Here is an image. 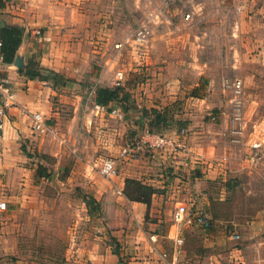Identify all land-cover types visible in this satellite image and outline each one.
I'll use <instances>...</instances> for the list:
<instances>
[{"label": "crops", "instance_id": "0c3cea01", "mask_svg": "<svg viewBox=\"0 0 264 264\" xmlns=\"http://www.w3.org/2000/svg\"><path fill=\"white\" fill-rule=\"evenodd\" d=\"M2 1L5 5L0 9V27L12 25L25 30L16 58L23 61V67L29 60H36L43 69L62 75L66 86L60 94L59 107L54 108L49 101L53 89L48 85L52 81L29 79L20 73L23 67L15 64L1 68L0 76L11 84L17 103L0 115V200L13 201L15 216L9 219L5 216L7 209L0 210V264H37L33 259L9 263L6 257L22 255V213L32 207L30 183L37 175L36 170L25 165L30 156L23 152L22 140L37 137L32 130V114L41 111L46 112V119L52 118L48 123L56 121L52 132L55 136L61 128L57 136L63 142L60 158L74 161L69 180H75L77 190L82 191L85 218L78 219L70 232L66 264H264V236L257 242L259 247L235 246L234 235L224 234V215L212 212L214 205L224 202L217 193L219 188L224 191V168L233 158L222 151V129L226 126L234 136L229 128L233 108L211 96L218 76L211 71L209 58L196 53L198 46L209 48L214 44L202 36L215 32L212 25L201 28L198 21L190 23L184 17L189 12L184 13L178 0ZM231 1L236 3L237 24L220 26L225 38L219 48L224 47L223 64L240 65L257 58L249 49L258 43L251 37L252 40L245 39L243 33H264V0ZM231 1L227 0V4ZM227 6L225 10L229 12ZM191 9L197 18L200 7ZM157 10L163 12L162 19L153 26L150 51L143 57L147 64L151 63L149 83L127 84L123 88L127 99L97 107L96 89L114 87L116 64L117 69H128L130 63H117L120 55H129L128 45L134 46L135 29ZM225 10L221 6L222 14ZM135 18H139L136 23ZM36 29L43 31L44 42L34 37ZM118 43H123L122 48H115ZM85 80L95 83L89 94ZM253 101L252 106L243 108V133L249 135L250 141H264V116L254 122L251 135L245 131L250 114L260 110ZM122 107L127 110L122 111ZM114 110L119 114H113ZM213 112L219 115L216 123L209 118ZM156 115L161 120L155 127ZM144 121L151 123L154 130L173 136L187 129L185 148L174 155L170 151L155 155L143 152L138 159H121V149L129 139L142 134ZM88 131L95 134L96 140L88 139ZM263 150L264 146L257 151ZM107 156L118 159L120 174L115 179L99 173L101 160ZM130 181L154 189L149 204L126 195ZM86 199L96 201L100 208L97 215H89ZM179 201L193 210L210 212L214 227L184 230L185 244L177 254L171 234L174 206ZM244 218L264 228V208ZM5 241H11L12 246L5 247Z\"/></svg>", "mask_w": 264, "mask_h": 264}, {"label": "rangeland", "instance_id": "374dc122", "mask_svg": "<svg viewBox=\"0 0 264 264\" xmlns=\"http://www.w3.org/2000/svg\"><path fill=\"white\" fill-rule=\"evenodd\" d=\"M178 4L182 10H185L184 13L188 11L192 14L193 18L188 20L191 21L190 23L198 21V25L201 28L209 25H212V28H214L215 32H208L202 35L205 40H213L214 44L209 48H200L198 46L196 49V53L201 58H209L211 71L214 72V75L218 76V81H215L216 84H213L211 96L224 100L225 105L233 108L232 99L234 93L231 87L227 86V82L240 79L243 83V91L241 94L244 103L243 106H252L253 99L257 101L258 104L254 105H258L260 110L256 109L254 113L250 114L248 118L250 125L245 129L251 135L254 122L264 116V33L260 31L256 33H243L245 39L252 38L256 44L258 43V46L249 49L251 55L257 56L255 60L248 61L246 58L247 60H244L240 65H235V63L228 64L227 62L223 64L221 57L224 56V47L222 49L219 48V44L222 40L224 41L225 36L220 32V26L226 23L236 27L237 7L235 1L227 4V0H178ZM227 5L229 6V12L225 10ZM198 6L200 9L198 10L196 18V13L191 8H197ZM221 6L225 10L223 14L221 12ZM230 11H233L232 15L229 14ZM133 20L135 22L139 18ZM138 27L135 29V32ZM197 41L201 42V37ZM149 43L147 45H137L134 42V46L128 45L129 55H120V60L117 63L126 65L130 63L128 69L123 66L120 67L126 74L123 88L127 84L134 86L138 83L141 84V82L145 84L149 83L150 76L148 68L151 66V63L149 62L147 64L143 60V57L150 51ZM245 53H247V50H245ZM157 66L160 65L157 64ZM117 67L119 66L116 64V67L113 68L117 69ZM62 80H64V77L60 81L62 82ZM246 82L247 86H245ZM64 85L65 83H60L58 86H54L53 83L48 85L53 89L49 101L54 108L59 107L61 103L60 94L64 90ZM84 85L87 87V93L89 94L94 89L95 83L93 80H85ZM199 89H202V86ZM90 97L87 98V101H89ZM64 114H69V112L65 111ZM63 117L66 116L63 115ZM211 117L215 118V120L213 118L211 119L213 123L219 121V115L217 113L213 112L209 114V118ZM51 120L52 118L48 119V121ZM55 122L53 121L48 124L54 128ZM223 126H225V117ZM231 126L233 125H230L229 128ZM61 132L60 128L57 136H60ZM88 132V139L91 141L96 140L95 134L92 131ZM34 135L35 137L37 136L34 140H22V150L30 156L27 162H25V165L32 171L36 170V172L34 171L36 174L39 167L42 166L46 170L47 176L40 177L36 175L32 177L33 180L30 183L29 192V200L32 202V207L22 213V221L25 223L22 224L24 238L20 241L23 248L21 250L22 255L19 257L7 256L6 260L9 263L15 262L18 259L24 261L33 259L37 264H66L65 250L70 242V232L78 219L85 218L80 201L82 191L77 190L75 180H69L70 169L74 168V161L71 162L69 157V160H62L60 158L63 143L61 139L52 132L34 133ZM241 135L240 137L233 136L226 126L222 129L221 136H224L222 151L232 154L233 158L228 162L227 167L224 168V191L219 188V193H217L219 199L223 198L224 202L214 205L212 212L216 215H224V234L239 235L238 239L232 240L235 246L253 249L258 246L257 242L264 236V228L248 223L244 216L256 214L264 208V150L259 152L253 149L249 135H246V133ZM65 137L68 136L65 134ZM137 137L139 138V136ZM70 139H73V137H70ZM236 139L238 140L237 142ZM241 139H244V141L242 142ZM230 140L234 143L231 144ZM225 143H228L227 146L231 147L227 148ZM97 154L99 156L105 155L104 153L100 154L98 152ZM217 181L220 182V180ZM8 201L5 216L9 219H14V204L13 201L11 202L9 199ZM175 207L176 204L174 209ZM207 213L212 219V227L209 228L212 229L214 227L213 216L210 212L207 211ZM84 221L86 220L84 219ZM4 246L11 247L12 242L5 241Z\"/></svg>", "mask_w": 264, "mask_h": 264}, {"label": "built area", "instance_id": "2783aa9c", "mask_svg": "<svg viewBox=\"0 0 264 264\" xmlns=\"http://www.w3.org/2000/svg\"><path fill=\"white\" fill-rule=\"evenodd\" d=\"M163 12L157 10L155 12L149 13V17L143 20L138 29L135 32L134 40L137 45H147L153 34V26L160 24ZM186 20L192 19V14L187 13L185 15ZM34 37L38 42H44L45 36L41 29H36L33 32ZM2 43L0 42V47ZM123 43L115 44L116 49L122 48ZM3 66V55L0 53V71ZM114 86L122 87L124 85L126 74L125 71L121 69H114ZM227 86L231 87L233 96V115L231 117V130L237 137L243 134V100L241 97L243 91V83L240 79H236L233 82H227ZM0 97L2 103V109L0 110V115H4V109L6 107H13L16 105L17 101L15 98V92L13 91L11 84L7 79L0 76ZM113 114H119L118 111L114 110ZM213 118V117H212ZM215 120V118H213ZM144 131L138 137L131 138L125 146L120 151L121 159H138L139 156L144 153H149L155 155L164 151H170L172 155L177 154L185 148L184 139L187 135V129L182 128L180 130V136H173L163 131H151L148 127L146 121H144ZM0 129H3V125H0ZM32 129L34 133H47L54 132L53 127L48 124V119H46L43 112H37L32 114ZM238 141V140H236ZM253 149L261 150L264 146V141L256 138L251 143ZM197 161H200L197 159ZM99 173L107 179H115L119 177L120 170L118 166V159L114 157H104L99 165ZM8 207L6 200H0V210L4 211ZM202 227L204 229H209L212 227V219L210 215L204 210H193L186 202L179 201L176 203V207L173 212V234L171 238L174 241L175 251L177 254L181 252L185 244L183 231L193 227ZM234 239H238L239 235H234ZM155 240V237H152Z\"/></svg>", "mask_w": 264, "mask_h": 264}, {"label": "trees", "instance_id": "16d2710c", "mask_svg": "<svg viewBox=\"0 0 264 264\" xmlns=\"http://www.w3.org/2000/svg\"><path fill=\"white\" fill-rule=\"evenodd\" d=\"M4 5L5 3L0 0V9L4 7ZM24 33L25 30L22 27L12 25H4L0 27V42L2 43L0 53L3 55V65L14 64L18 49L23 41ZM19 71L29 79H38L40 81L47 82L52 81L54 86H58L60 83L64 84L66 82L65 79L62 80V82L60 81L61 78H63L62 75L54 71L43 69L34 59L29 60L26 66L19 69ZM124 99H127V95L124 93L123 87H99L95 91V103L97 107H108L113 102ZM126 110L127 108L122 107V111L125 112ZM160 118V115L155 116L153 121L154 124L152 123L153 126L156 127L158 125L157 123L161 120ZM148 127L151 131H158L152 128L151 123H149ZM37 175L40 177L47 176L46 170L40 166L37 171ZM128 184L130 186L126 189L125 193L130 199L148 204L150 203L151 196L154 193V189L152 187H147L138 182L131 181ZM85 202L90 216H95L99 213L100 208L96 201L93 199H86ZM117 252H119V250Z\"/></svg>", "mask_w": 264, "mask_h": 264}, {"label": "water", "instance_id": "95a60500", "mask_svg": "<svg viewBox=\"0 0 264 264\" xmlns=\"http://www.w3.org/2000/svg\"><path fill=\"white\" fill-rule=\"evenodd\" d=\"M14 64L19 68L23 67L24 65L23 61L20 58H16Z\"/></svg>", "mask_w": 264, "mask_h": 264}]
</instances>
